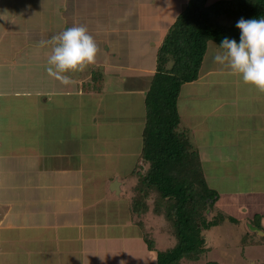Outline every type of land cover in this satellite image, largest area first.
Listing matches in <instances>:
<instances>
[{
  "label": "crops",
  "instance_id": "obj_1",
  "mask_svg": "<svg viewBox=\"0 0 264 264\" xmlns=\"http://www.w3.org/2000/svg\"><path fill=\"white\" fill-rule=\"evenodd\" d=\"M124 1L0 0V264H141L138 253L144 241L140 230L132 224L128 199L123 204L122 180L130 175L140 157L138 142L142 134L135 144L122 130L117 132V127L113 128L116 118L108 117V110L101 105L109 93L107 78L104 77L103 91L97 95L89 93L91 96L79 88L63 87L53 77L48 81L43 77L46 62L41 49L42 35H53L57 17L64 21L61 30L69 23L90 26L89 29L96 30L93 36L98 42L112 40L107 37L108 31L122 33L121 40L110 51L112 56L113 51L120 50L124 64L110 60L100 65L108 76L121 80L124 89L120 91L125 90V96L144 99L155 72L156 51L183 9L156 39L145 35L152 32L145 28L144 14L138 11L152 5L156 20L160 21L161 8L169 10L174 3L186 6L189 0ZM133 7L138 8L134 13L139 21L133 23L136 18H132L129 23L127 13H132ZM48 17L49 25L44 28L42 21ZM38 23L39 28H33ZM128 35L141 41L132 45L126 39ZM144 43L154 58L151 64L139 68L136 61L142 54L141 47H137ZM134 50L137 51L131 54ZM210 50L219 52L220 48L210 44L204 61ZM220 69L231 82L218 84L219 106L203 114L202 121L209 116L210 120L218 119L221 114L220 118L230 127L216 132L220 142L211 141L210 145L219 148L220 156L225 153L229 157L225 161L227 168L244 171L247 178L264 179V93L217 63L206 73L200 72L197 84L213 83L210 76L219 74ZM88 76L82 81H90ZM225 80L220 78L219 82ZM193 94L191 102L207 98ZM94 95L101 108L92 112L85 107L84 99ZM37 105L45 106L47 113L54 112L49 116L60 119V125L51 123L52 127L48 125L50 129H46V113L44 109L37 110ZM18 115L20 121L32 119L31 123H22V130L15 128ZM181 115L184 116L183 111ZM92 117L97 130L91 129ZM124 120L126 125L130 124L127 117ZM38 123L45 130L39 132ZM16 135L20 137V148L12 149ZM223 148L232 149L236 155L230 156ZM213 163L211 168H216L217 161ZM111 189L120 192L116 194ZM244 189L245 194H252L250 188ZM261 191L255 198L257 205L264 203ZM230 197L221 196L218 206L223 205V209L218 210L231 216L236 214L237 207ZM263 220L262 217L264 229ZM259 236L264 237V233ZM144 249L148 263L155 264V254Z\"/></svg>",
  "mask_w": 264,
  "mask_h": 264
},
{
  "label": "trees",
  "instance_id": "obj_2",
  "mask_svg": "<svg viewBox=\"0 0 264 264\" xmlns=\"http://www.w3.org/2000/svg\"><path fill=\"white\" fill-rule=\"evenodd\" d=\"M241 18L264 19V0H189L156 51L155 72L144 99L141 154L135 170L123 178L133 180L123 196L146 248L157 253L155 264L200 261L207 252L203 233L226 220L217 209L221 194L210 187L200 154L181 127L178 103L182 88L198 81L210 43L219 47L225 38L240 42L236 24ZM104 82L102 70H93L86 91L99 94ZM213 211L217 213L209 220ZM258 218L260 223L251 224V230L264 231ZM154 219L164 220L163 233L174 241L172 247L157 250L149 226ZM251 234L258 236L251 231L246 238ZM257 242L264 245V237Z\"/></svg>",
  "mask_w": 264,
  "mask_h": 264
},
{
  "label": "rangeland",
  "instance_id": "obj_3",
  "mask_svg": "<svg viewBox=\"0 0 264 264\" xmlns=\"http://www.w3.org/2000/svg\"><path fill=\"white\" fill-rule=\"evenodd\" d=\"M215 1L217 0H208L209 3H213ZM124 2L127 3V2H130V0H125ZM184 7L185 5L182 3H174L171 9L169 10H165L164 8H161L160 9V16H161L160 21L156 20V15L154 14V7L152 5L149 9L143 8V10L142 9L139 10L138 11L139 13L142 11L144 14L143 15L144 19L142 20L144 22L145 28L148 27L152 32L150 33V35H148L147 33H145V35L147 36L153 35L151 37H153L154 39H156L158 35L161 36L162 35L161 32L163 31L165 32V30L175 20V18L178 16L181 10L184 9ZM137 9L138 8L133 7L132 13L130 11L127 13V17L129 18L128 20L129 23L132 18H136V13H134V11H137ZM53 18H55V15L53 16ZM135 20L139 21V19L136 18L132 22L133 23L138 22ZM38 21L39 20H37V22ZM48 21H50L49 17L47 18V21H45V19L44 21H42L44 23V28H46L49 25ZM151 22L152 24H154L153 27L149 25ZM40 23L34 24L33 28H36V27L39 28ZM63 23L64 21L60 20V18L57 17L56 21L54 22L55 31L53 35L43 33L42 35L43 41H50L54 35H58L62 33L63 31H65L68 27L70 28L73 26H84L89 30V33L91 35L96 33V30L92 28L89 29L90 26L84 23L65 24V28H64L65 30H61V27H63ZM95 24L97 25L98 23H95ZM136 25H133V26H136ZM107 33H108L107 37L112 38V40H103L101 42L96 41L100 48L96 66L89 67L83 73L70 74L73 80L75 81V83L72 85H69V87L71 89L79 88L82 92L88 93L86 91V88L88 84L91 82V76H92L93 70L101 69L104 77L107 78L105 84H108L109 86V93L106 97V101H104V103L101 105H103L104 108L108 110V117L114 116L116 118L113 124V128L117 127L116 129L117 132L122 130L125 136L131 137L132 139H134V143L137 144L136 139L142 134L144 124H145V119H146L145 104H144L145 98L141 99L140 97H137V96H130V97L125 96V93H124L125 90L120 91L121 89H124V87L121 85L122 84L121 80L119 79L117 80L115 78H111L110 76H108V74H106L105 68L101 66L102 62L107 63V62H110V60L113 64H116V63L124 64L122 62L125 61L124 59H122V54L120 56V50L113 51L112 56H111V51H110L111 49H114L116 47V44L121 40L123 34L115 33L114 31L113 32L108 31ZM38 36L39 35H37L36 38ZM126 39L130 41V44L135 45V46L138 45V41H141L140 39L135 38L131 35H128ZM123 41H124V38H123ZM142 45L143 46L140 45L137 47L138 49L141 47L139 49V53L142 54L141 57L139 58V62L136 61V64L139 65V68L142 64L143 65L151 64V61H153V58H154L153 52L147 46V44L144 43ZM52 48L53 46L51 43H48L47 45L45 44V46L41 48L45 52L43 53V60L44 62H46V68L48 67L47 60H48V56L51 54L50 50H52ZM212 48L213 47H211V50ZM211 50H210V53L208 54L207 61H204L205 63H203L204 65L202 66V70H201L202 74L206 73L209 69H211L214 64L213 57L217 51H211ZM135 51L137 50L132 51L131 54L135 53ZM219 51H222V50L220 49ZM147 66L151 67L150 65H147ZM222 67L223 66H221V68ZM89 71L91 74H89ZM221 72L222 71L220 69L219 74H213V73L211 74L210 79L214 81L213 83L207 82L201 85V84H197V82L196 83L194 82V83L186 84L182 88L178 106H179V112L183 111V114H184V116L181 115V119H182L181 127L183 131L188 134L191 143L193 144L194 147L197 148L200 154L202 164L206 171V176L210 184V187L218 191L223 197L231 196L230 199L235 203L237 207V209L235 210L236 214L230 216L227 211H224L225 213L223 212V214L226 215L225 222L203 233L205 237V243L203 247L207 249L206 254H204L202 258L200 259V261L198 262L185 261L182 264H207L208 262H217L219 264H264V246L256 244L258 243L257 241H260V239L263 238V237H260L259 234L264 233V231L256 230L255 233L258 236H254L253 234H251L250 236H248V238H246L247 236L246 234L252 231L251 230L252 225L255 224L254 226H257V224L260 223V221L258 220L260 218L258 217L260 216L264 218V215H263L264 214V203H258L259 205H257V201H255V198L260 196L258 191L262 190L261 193L264 194V191H263L264 190V179H261L260 176L254 177V178H247L244 171L240 173L239 170L235 172V170H233L232 168H227L226 159L229 157L226 156L225 153L221 154L220 156L219 151H218L219 148L215 149L213 148V146L210 145L211 141H213V144L214 143L218 144L220 142V139L217 137L216 132L221 131L223 129H228L230 127L229 125H227V123H225L220 118L221 114L219 115L218 119L212 118L210 120V116H209L205 118L206 120L202 121L203 114H209L212 107L216 108L217 106H219L220 102L217 100L218 99L217 97L220 96L218 94L219 92L217 88L218 84L220 83L228 84L231 82L227 79V77L229 76H225L223 72L222 73ZM87 75H89L88 77L90 78L89 79L90 81L83 82L82 80H84V78L87 77ZM43 77L46 78L48 81H51V78H52L51 76L48 75L46 69H45V73ZM220 78H224L226 80L219 82ZM43 84H46V83H43ZM58 84H61V83L58 82ZM62 86L67 87L63 84ZM90 93H94V92H90ZM190 93L191 94L194 93L193 94L194 97L199 96L202 98L203 97L204 98L207 97V98L205 100H199L196 98V100H194L193 101L194 103H193L190 101V97L192 96ZM95 95H97V93H95ZM95 95L92 98L84 99L85 107L86 108L89 107V109H91L92 112L94 109H99V107L101 108V105L100 104L98 105L99 101L97 102L98 99ZM207 101H208V104H204ZM87 102L88 104L89 103L90 104L87 105ZM78 103H79V100L78 102L76 100L77 105H79ZM82 106L83 105H81V107ZM40 109H44L46 113L43 119V122L46 124V129H50V127H52L51 123L53 124V126L60 125V123L62 122L60 121V119L58 118L54 119L51 116H49L50 114H54V112L47 113L45 106H41V108L40 106H38L37 110H40ZM86 114H87V111H86ZM186 114H189V117L185 116ZM75 117H77V112L75 114ZM100 117H102L101 114H100ZM125 117L129 119L128 121L131 125L125 124V120H124ZM72 119H74V116ZM31 121H32L31 118L30 119L27 118V120L24 119L23 121H20V116L19 115L15 116V122H14V124L16 125L15 128L19 126V128L21 129L22 123L26 125L28 122L31 123ZM92 121H93V117L91 120V125H92L91 129L97 130L98 127H94L95 124L94 122L92 123ZM86 123H88V121ZM87 127H88L87 130H90V126H87ZM37 129L39 132H40V129L45 130V128L43 127L41 123L37 124ZM46 132H50V130H47ZM15 138H18V139H16V141L12 143L13 144L12 149L20 148V145L18 144V142L20 143V137L16 135ZM123 138L124 136L122 137V139ZM206 142L208 144H206ZM141 144H142V136H141L140 142H138L139 148H142ZM223 150L226 151L230 156L232 155V157L236 155V154H232L231 152L232 149L229 150L227 148H223ZM220 151H221V148H220ZM214 160L215 162L217 161V166L216 168H211V166L215 165V163H213ZM137 162H136V166H137ZM135 168L132 169V172L135 170ZM238 177L239 179H237ZM132 181L133 180H127V179H125V181L122 180V182H125V186H124L125 192L129 191ZM109 188H110V185H109ZM244 188H250V193L252 194L251 195L245 194ZM239 190L240 192L238 194ZM123 200H125V202L123 203L125 204L127 202V198L124 199L123 197ZM219 208L223 209V205L219 207L217 204V209ZM216 213L217 212L213 211L212 214L211 213L208 214L209 220H211L216 215ZM229 217L235 218L236 220L239 221V223L237 224L232 223L229 220ZM263 223H264V220H263ZM149 226L153 228L152 232H153L154 238L156 239L157 250H165L174 245V241L172 240V238H169L168 235L163 233L164 220L154 219L152 220ZM252 241H254L256 245H253V246L249 245ZM140 245H141V250H140V255L138 253V256H140L141 264H149L148 257L146 256V251L144 249L146 248L145 243L141 242ZM151 253H154L157 259V253L153 251L152 252L149 251V254Z\"/></svg>",
  "mask_w": 264,
  "mask_h": 264
},
{
  "label": "clouds",
  "instance_id": "obj_4",
  "mask_svg": "<svg viewBox=\"0 0 264 264\" xmlns=\"http://www.w3.org/2000/svg\"><path fill=\"white\" fill-rule=\"evenodd\" d=\"M236 27L241 30L240 42L223 39L213 62L229 69L232 75L242 78L247 85L264 93V19L241 18ZM53 45L48 56L46 71L49 76L61 84L69 86L75 83L70 74L83 73L89 67L96 66L100 52L93 35L84 26L67 28L50 41Z\"/></svg>",
  "mask_w": 264,
  "mask_h": 264
},
{
  "label": "water",
  "instance_id": "obj_5",
  "mask_svg": "<svg viewBox=\"0 0 264 264\" xmlns=\"http://www.w3.org/2000/svg\"><path fill=\"white\" fill-rule=\"evenodd\" d=\"M115 183H116V185H118V182H117V180H116V182H115ZM114 185H115V184H114ZM111 190H112V189H111ZM112 191H113V190H112ZM113 192H115V193L117 194V193H119V192H120V190L118 191V190L116 189V190H115V191H113Z\"/></svg>",
  "mask_w": 264,
  "mask_h": 264
}]
</instances>
